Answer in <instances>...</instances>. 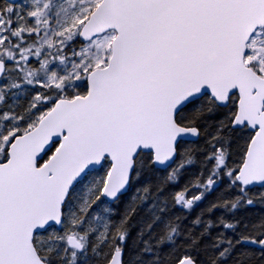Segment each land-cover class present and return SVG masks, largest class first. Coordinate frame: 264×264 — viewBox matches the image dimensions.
<instances>
[{
  "label": "water",
  "instance_id": "95a60500",
  "mask_svg": "<svg viewBox=\"0 0 264 264\" xmlns=\"http://www.w3.org/2000/svg\"><path fill=\"white\" fill-rule=\"evenodd\" d=\"M260 30L264 0H101L79 39L115 32L107 66L88 74L87 94L59 99L17 136L0 162V264H47L36 236L63 229L72 191L107 161L101 195L111 205L129 192L140 154L158 170L173 166L179 145L200 138L177 117L205 96L221 108L237 96L232 127L254 133L237 181L264 189V77L245 61ZM6 74L0 60V81ZM68 242L82 248L74 236ZM123 261L117 251L108 264Z\"/></svg>",
  "mask_w": 264,
  "mask_h": 264
},
{
  "label": "trees",
  "instance_id": "16d2710c",
  "mask_svg": "<svg viewBox=\"0 0 264 264\" xmlns=\"http://www.w3.org/2000/svg\"><path fill=\"white\" fill-rule=\"evenodd\" d=\"M14 6L0 5L7 31L0 60L7 63V108L21 91V112L0 146V162L7 160L13 140L31 131L62 98L87 94V80L74 92L29 84L26 68L41 66L36 60L18 65L25 51L38 54L37 39H20L10 32ZM82 45L73 41L71 48ZM70 48V49H71ZM69 49V50H70ZM58 54H38V59L60 60ZM29 64V66H27ZM50 64V62H49ZM237 96L227 108L209 96L189 104L177 122L197 128V142L181 143L178 159L161 171L151 154H140L131 188L115 204L101 195L110 164L91 172L71 193L64 208L62 230L55 227L35 238V246L47 264H108L117 251L124 252L123 264H179L185 258L196 264H264V189L243 188L237 174L244 163L253 133L248 128L233 129ZM53 150L46 159L52 155ZM76 237L81 249L70 247ZM57 237V238H56ZM43 240V249L39 242Z\"/></svg>",
  "mask_w": 264,
  "mask_h": 264
},
{
  "label": "rangeland",
  "instance_id": "374dc122",
  "mask_svg": "<svg viewBox=\"0 0 264 264\" xmlns=\"http://www.w3.org/2000/svg\"><path fill=\"white\" fill-rule=\"evenodd\" d=\"M100 2L101 0H22L14 6L10 33L20 39L35 37L37 39L35 49L38 54L56 53L59 58L61 57L54 62V59L53 61L38 59V54L25 51L18 59L19 66L25 67L24 64L30 63L32 56V60H36L41 66L36 81L29 73L36 75L38 70L26 68L30 70L29 73L25 72L29 84L54 87L65 93L74 92L83 86L91 71L107 66L112 42L116 37L115 32L106 33L91 42L71 48L73 41L79 40L83 25ZM6 31V20L0 14V54L3 52ZM245 61L247 66L264 77V30L258 31L251 39ZM6 90L7 84L0 81V107L6 101ZM26 94L27 89L21 88L19 95L10 101L5 110L0 111L1 148L6 145L8 133L12 132L13 124L20 117V100ZM43 243V240L39 242L40 249H43Z\"/></svg>",
  "mask_w": 264,
  "mask_h": 264
},
{
  "label": "flooded vegetation",
  "instance_id": "af4514ba",
  "mask_svg": "<svg viewBox=\"0 0 264 264\" xmlns=\"http://www.w3.org/2000/svg\"><path fill=\"white\" fill-rule=\"evenodd\" d=\"M1 4H8V3L2 0V1H0V5H1ZM253 134H254V133H253ZM248 189H249V188H248Z\"/></svg>",
  "mask_w": 264,
  "mask_h": 264
}]
</instances>
